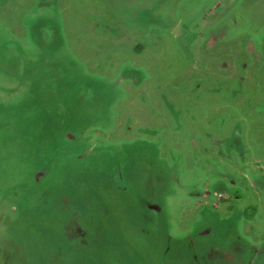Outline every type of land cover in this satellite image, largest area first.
Returning <instances> with one entry per match:
<instances>
[{"label":"rangeland","instance_id":"374dc122","mask_svg":"<svg viewBox=\"0 0 264 264\" xmlns=\"http://www.w3.org/2000/svg\"><path fill=\"white\" fill-rule=\"evenodd\" d=\"M0 264H264V0H0Z\"/></svg>","mask_w":264,"mask_h":264},{"label":"flooded vegetation","instance_id":"af4514ba","mask_svg":"<svg viewBox=\"0 0 264 264\" xmlns=\"http://www.w3.org/2000/svg\"><path fill=\"white\" fill-rule=\"evenodd\" d=\"M236 25H238V26H242L240 23H236ZM222 30V29H221ZM224 31V30H223ZM218 36H219V34H218ZM215 42H216V40H215ZM235 138H236V145H237V147L236 148H238L239 149V143H238V141H239V139H240V137H239V139L237 138V135L235 136ZM234 147V146H233ZM239 155V154H238ZM246 156H247V151H246V155H245V153H241L240 154V158L239 159H241V160H244L245 158H246ZM151 169V168H150ZM150 174H152V169H151V172L149 173V176H150ZM154 190H155V188L151 191L152 192V198L154 197ZM222 190L223 191H226L227 190V186L223 183L222 184ZM239 193V192H238ZM134 198H135V200L139 197V196H133ZM238 199H240V198H238ZM151 201H153V200H151ZM210 218V216H205V217H203L202 219H204V221L205 220H207V219H209ZM217 219V220H216ZM204 221H202V222H204ZM201 222V220H200V222L199 223H202ZM212 225H210V227H208V228H205V226H206V222L204 223V225L202 226L203 227V229H205V230H200L199 228H197V230H196V232H195V237H197L198 238V240H202L203 242H204V240L203 239H200V238H203V237H205L203 234H205V233H209V235L212 233V238H214V236H215V234H216V230H215V228H221L220 229V232H218V233H220V238H222V237H227L226 235H228L227 234V232H230V228H229V226L227 225L228 224V222L226 221H222V220H220L217 216H215V218H213V220H212V223H211ZM227 226H226V225ZM236 227L238 228V230L236 229V232L237 231H239V227H238V225L236 224ZM234 231H235V225H234ZM200 232V233H199ZM208 235V236H209ZM200 237V238H199ZM205 245H206V243L204 242V243H202V245L200 246V245H197L198 246V248L199 247H201L202 249H205ZM192 246H193V248H195V250H198L196 247H194L195 246V243H193L192 242ZM241 247V246H240ZM242 248V247H241ZM244 250V249H243ZM242 250V251H243ZM196 252H199V251H196ZM202 252V251H201ZM258 252V251H257ZM196 258V257H195Z\"/></svg>","mask_w":264,"mask_h":264}]
</instances>
